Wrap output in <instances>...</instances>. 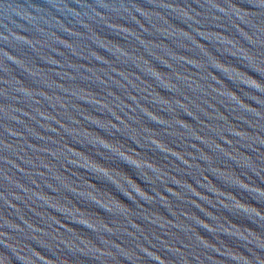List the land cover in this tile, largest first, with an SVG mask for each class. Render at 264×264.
<instances>
[{"label": "water", "instance_id": "water-1", "mask_svg": "<svg viewBox=\"0 0 264 264\" xmlns=\"http://www.w3.org/2000/svg\"><path fill=\"white\" fill-rule=\"evenodd\" d=\"M0 264H264V0H0Z\"/></svg>", "mask_w": 264, "mask_h": 264}]
</instances>
